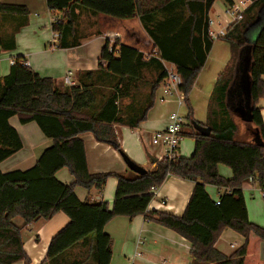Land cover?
Listing matches in <instances>:
<instances>
[{
  "label": "trees",
  "instance_id": "trees-1",
  "mask_svg": "<svg viewBox=\"0 0 264 264\" xmlns=\"http://www.w3.org/2000/svg\"><path fill=\"white\" fill-rule=\"evenodd\" d=\"M215 1L47 0L48 9L59 16L52 29L61 32V48L67 47V38L76 33L78 9H82L118 19L139 18L156 52L146 54L119 39L113 44L108 39L98 71L85 73L92 81L66 90L52 77L24 66L21 56L15 58L10 72L0 77V165L24 147L10 122L14 116L23 125L36 122L53 140L33 166L6 172L0 168V264H31L24 249L23 229L58 212L67 214L70 221L53 237L40 264H111L114 241L105 231L107 223L117 216L141 214L185 237L192 245L191 264H264L260 256L264 227L250 220L243 191L252 178L264 197V119L259 106L264 96V0H252L243 19L234 21L224 37L232 46V58L210 96L204 125L212 131L205 136L194 128L198 121L189 96L214 43L209 36V12ZM29 13L26 5L0 2V15L26 17ZM78 42L76 39L72 46ZM0 46L7 47L1 36ZM164 61L174 63L182 76L180 87L192 128L186 131L183 124L182 133L195 139L193 153L173 161L158 160L144 174L91 173L81 134L91 132L99 141L120 149L114 125L138 127L148 118L156 92L167 78ZM146 68L158 74L143 94L139 90ZM241 69L246 76L244 94ZM104 75L111 80H105ZM236 115L247 122L252 141L238 139ZM219 164L229 166L233 176H223ZM64 168L73 182L58 178ZM170 176L195 182L184 213H146L154 198L152 189ZM110 177L118 180L112 206L107 201L81 200L76 193V187L101 191ZM209 184L226 191L214 199L207 190ZM19 217L21 225L15 222ZM227 229L244 238L230 255L216 248Z\"/></svg>",
  "mask_w": 264,
  "mask_h": 264
},
{
  "label": "crops",
  "instance_id": "crops-1",
  "mask_svg": "<svg viewBox=\"0 0 264 264\" xmlns=\"http://www.w3.org/2000/svg\"><path fill=\"white\" fill-rule=\"evenodd\" d=\"M0 2L26 5L30 12L26 17L0 15V36L7 46H0V77L10 72L12 59L21 56L30 63L31 69L41 76L52 77L60 89L66 90L72 86L81 87L83 82L92 81L85 76V73L98 71L100 55L108 39L111 44L119 39L121 43L134 46L145 53L148 52V49L156 52L154 44L139 18L118 19L104 14H92L82 9H78L79 19L76 33L66 40L68 46L50 50L48 43L53 34L52 12L48 9L47 0H0ZM227 7L228 5L224 0L215 1L209 12V17L215 22V27L227 26L231 23V17L227 14ZM76 39L79 41L78 45L72 46ZM231 58L232 46L230 42L224 38L214 40L206 64L189 96L194 108V117L198 122L203 124L207 122L210 96L218 76ZM173 64L171 63V65ZM68 72L71 74H67ZM68 77L72 84L66 82ZM104 79L111 80V77L104 75ZM105 88L108 91L107 89L110 87ZM161 95L159 88L156 92L154 107L149 111L148 118L141 122L138 127L114 125L120 149L111 143L99 141L91 132L81 134L91 173L112 171L129 173L130 168L121 152L146 169L154 167L155 163L152 162L150 155L160 160L159 157L162 153L161 147L153 144V134L168 126L172 113V111L169 113L164 105L177 104L179 108L183 107L179 105L176 98L172 97L164 101L161 100ZM198 101L206 104L207 111L197 119L196 104ZM158 103L161 105L158 106ZM259 106L262 108L264 119V96L260 99ZM10 122L19 131L24 147L1 163L0 168L4 172L17 169L18 163L33 166L44 150L53 145V140L44 135L36 122L23 125L17 116L12 117ZM31 132L32 143L25 152L27 148L23 133L26 135V133ZM218 167L225 177L231 178L233 176L232 172L223 171L220 166ZM57 175L65 183L74 181L67 168L60 170ZM117 182L115 177H110L101 191L76 187V193L81 200L107 201L112 206ZM194 186V181L170 176L158 188V192L149 206H152V210L166 211L180 216L187 207ZM207 190L214 199L226 191L216 187L218 194H215V190L208 186ZM243 191L245 198L250 193L257 199L254 201L257 205L251 204V209L250 202L253 201L246 199L250 220L264 225V208L258 199L259 193L263 195L262 190L250 181L244 184ZM69 221L70 218L67 214L58 212L49 220L32 222L23 229L24 249L31 260V264H40L45 259L51 240ZM105 231L111 235L114 241L111 264H133V262L134 264H191L192 262L191 249L186 246L189 244L192 247L191 243L175 231L150 220L146 214L134 218L114 217L107 223ZM223 236L225 239L230 238V247L233 248L231 252L219 246L218 243ZM237 240H240V244ZM243 242L244 238L240 234L227 229L218 239L216 248H220V251L230 255ZM232 243L236 245L232 247ZM136 252H140L142 255L136 257ZM260 256L264 259V241L260 245Z\"/></svg>",
  "mask_w": 264,
  "mask_h": 264
},
{
  "label": "built area",
  "instance_id": "built-area-1",
  "mask_svg": "<svg viewBox=\"0 0 264 264\" xmlns=\"http://www.w3.org/2000/svg\"><path fill=\"white\" fill-rule=\"evenodd\" d=\"M252 3V0H233V3L228 5L227 14L231 17V23L227 26L215 27V22L212 19H209V36L213 40H217L220 38H224L227 34L229 26L236 20L243 19L245 10ZM59 19L57 14L52 13V23L56 22ZM53 30V29H52ZM60 39L61 32L54 31L52 37L48 43V49L55 50L60 48ZM113 50V48H111ZM15 63V59H12V65ZM24 66L30 67V63L25 59L22 61ZM167 72V78L165 82L160 86L161 90V100H168L170 98H176L180 106H184L185 104V94L181 90V84L183 82L182 76L179 74L177 70V66L175 64L172 65L171 68L165 67ZM68 84H72L70 78L66 79ZM183 116L179 111L173 112L170 114V122L165 129L158 130L153 134V144L161 147V156L160 160L166 158L170 161L176 160L180 157L179 148L180 143L183 140ZM253 180L252 178L250 179ZM154 196L158 192V188L154 187L153 189ZM230 192V189L228 190ZM217 204H220V199L216 201ZM152 206L147 208L146 213H150L152 211ZM186 244V243H185ZM236 244L232 243L231 246L234 247ZM189 249L191 246L189 244L186 245ZM142 254L140 252H136L135 256L140 257ZM134 264V262H133Z\"/></svg>",
  "mask_w": 264,
  "mask_h": 264
},
{
  "label": "rangeland",
  "instance_id": "rangeland-1",
  "mask_svg": "<svg viewBox=\"0 0 264 264\" xmlns=\"http://www.w3.org/2000/svg\"><path fill=\"white\" fill-rule=\"evenodd\" d=\"M150 52L154 53L152 50L149 51V49H148V52H146V54H149ZM163 63H164V67H166V66L169 67V68L172 67L171 62L164 61ZM240 72H241V75H242L241 81L243 82V84L241 85L243 91H241V93L244 94V92H246V90H245V87H246V76H245L244 69H241ZM67 74L70 75L71 72H68ZM157 74H158V71L153 69V68H146L143 71V76H142L143 77V81L141 83V88L139 90L141 93L145 94V93L148 92V90H149L148 83L152 82L153 80H155V78L157 77ZM129 102H130L129 100H125L124 103H129ZM157 105L160 106L161 103H158ZM205 105L206 104H204L202 101H198L197 102V104H196V107L198 109L197 116H196L197 119H198V117H200V115H202V113H205L207 111V106H205ZM164 107L169 111V113L171 111H172V113H173V111L174 112L179 111L180 114L183 116V120H184V124H185V128L184 129L186 131H190L192 129L191 126L189 125V120H188V117H187L188 109H187V106L185 104H184V106L182 108H179L177 104H166V105H164ZM239 107L244 108V106H242V105H239ZM241 112H242V117H244L243 116L244 111H241ZM242 117L239 116V115L235 116L236 121L240 124V131H239V134H238V139L246 140V141H252V135L247 131V127H246L247 126V122ZM23 136H24V140H25L26 148H27L25 150V152H26L31 146L30 143H32V140L30 138V137H32V132L29 133V134L26 133V135H25V133H23ZM194 147H195V139L192 136H190V135H185L183 137V140L180 143V150H179L180 156H185V157L190 156L193 153V151H194ZM18 164L20 165V166L19 165L17 166L19 169H27L28 167H31V164H25V165L22 164V163H18ZM219 166H220V169H223V171L227 170L230 173L232 172L231 168L229 166L225 165V164H219ZM130 171H132V170H130ZM207 186L210 187V188H213L215 190V194H218V192L216 191V187L215 186L210 185V184L207 185ZM221 192H223V191H221ZM246 199H248V201L249 200L253 201V202H250V209H251V204H253L255 206L257 205L256 202H254V201L257 200L256 197L254 198L252 195H250V193H248V195H246ZM258 199L260 200L259 202H261V204H263L262 206L264 208V197H263V195L261 193H259V198ZM15 222H16V224L21 225V224H23V219L20 218V217L16 218ZM259 225H261V224H259ZM261 226L264 227V225H261ZM230 241H231L230 238L225 239V237L223 236V238H221V240L219 241L218 244L223 249H226L228 252H231L233 250V248L230 247V243H231ZM237 241H238V244H240V240H237Z\"/></svg>",
  "mask_w": 264,
  "mask_h": 264
},
{
  "label": "water",
  "instance_id": "water-1",
  "mask_svg": "<svg viewBox=\"0 0 264 264\" xmlns=\"http://www.w3.org/2000/svg\"><path fill=\"white\" fill-rule=\"evenodd\" d=\"M194 128L200 132L202 135L208 136L211 134L212 128L210 126H206L204 124H201L199 122H194L193 123ZM122 156L124 157L125 162L127 163L128 167L130 168V170H132L133 172H136L138 174H144L148 171V169H146L145 167L139 165L138 163L134 162L132 159H130L128 156H126V154H124L123 152H121ZM150 158L152 160L153 163H157L158 162V158L150 155Z\"/></svg>",
  "mask_w": 264,
  "mask_h": 264
}]
</instances>
